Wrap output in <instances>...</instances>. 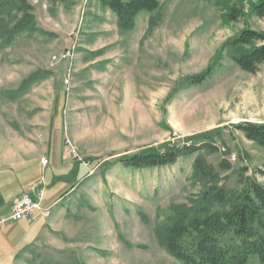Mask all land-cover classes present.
<instances>
[{"label": "rangeland", "instance_id": "1", "mask_svg": "<svg viewBox=\"0 0 264 264\" xmlns=\"http://www.w3.org/2000/svg\"><path fill=\"white\" fill-rule=\"evenodd\" d=\"M25 1L34 30L8 41L4 32L23 15L0 22V167L44 154L52 168L62 151L77 167L76 180L61 183L71 193L15 264H182L160 247L156 230L173 205L201 190L195 158L229 189L241 170L264 184V148L233 129L264 124V64L245 73L223 49L243 29L264 32L250 9L257 0H156L159 10L139 14L131 31L95 0ZM233 7L243 13L227 21ZM66 51L71 58L52 61ZM209 67L210 78L189 84ZM214 130L223 132L215 153L141 171L113 163L162 144L190 145L188 138ZM47 202L46 195L37 201L41 211Z\"/></svg>", "mask_w": 264, "mask_h": 264}, {"label": "trees", "instance_id": "2", "mask_svg": "<svg viewBox=\"0 0 264 264\" xmlns=\"http://www.w3.org/2000/svg\"><path fill=\"white\" fill-rule=\"evenodd\" d=\"M117 18L121 31H131L135 19L141 13L151 14L159 10L156 0H95ZM253 15L264 19V0L250 4ZM32 7L25 0H0V22L11 16L22 14V20L15 24L11 35L34 30L35 22L29 14ZM241 8L233 7L225 15L227 21H235L242 15ZM155 19H149L148 28ZM225 49L235 66L248 74H255L264 64V32L243 29L225 42ZM212 68L188 78L190 85H201L212 76ZM36 79L33 76L29 81ZM233 129L260 148H264V124L241 123ZM223 132L214 130L188 138L180 148L162 144L126 155L114 161L128 170L157 169L174 165L179 158L201 151L215 153L216 140ZM228 169V166H226ZM192 177L201 190L190 197L185 204L173 205L168 223L156 230L160 247L174 260L182 264H248L253 258L264 264V184L245 178L246 170L236 173L237 187L229 189L220 185L219 175L197 157L192 164ZM74 170L73 174L75 173Z\"/></svg>", "mask_w": 264, "mask_h": 264}, {"label": "crops", "instance_id": "3", "mask_svg": "<svg viewBox=\"0 0 264 264\" xmlns=\"http://www.w3.org/2000/svg\"><path fill=\"white\" fill-rule=\"evenodd\" d=\"M41 159L47 161V164L43 165ZM49 166L50 161L41 154V157L19 168L0 167L1 216L8 215L10 207L25 191H29L30 197L36 203L43 195H46L48 202L43 210L48 212L71 193L70 191V193H63L61 183H72L76 180L73 174L76 164L70 162L62 151L61 161L55 163L52 168H48ZM44 225V217L37 211L31 222L16 221L2 228L0 230V264H15L21 252L34 243L41 234Z\"/></svg>", "mask_w": 264, "mask_h": 264}, {"label": "built area", "instance_id": "4", "mask_svg": "<svg viewBox=\"0 0 264 264\" xmlns=\"http://www.w3.org/2000/svg\"><path fill=\"white\" fill-rule=\"evenodd\" d=\"M71 51H66L60 55L52 57V61L55 63L61 62L71 58ZM68 144V142H66ZM43 165L47 164V161L42 162ZM39 212L44 218L47 217L48 211H41L38 204L30 197L29 191H25L20 198L10 207L7 216L0 215V230L4 228L8 223L16 221L31 222L35 218V213Z\"/></svg>", "mask_w": 264, "mask_h": 264}]
</instances>
